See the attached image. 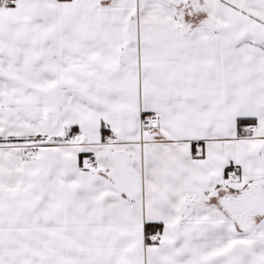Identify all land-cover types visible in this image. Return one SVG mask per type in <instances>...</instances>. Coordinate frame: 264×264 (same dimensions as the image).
<instances>
[{
    "label": "snow or ice",
    "instance_id": "6c2138e0",
    "mask_svg": "<svg viewBox=\"0 0 264 264\" xmlns=\"http://www.w3.org/2000/svg\"><path fill=\"white\" fill-rule=\"evenodd\" d=\"M0 264H264V0H0Z\"/></svg>",
    "mask_w": 264,
    "mask_h": 264
}]
</instances>
